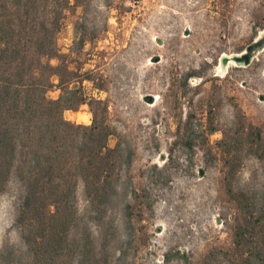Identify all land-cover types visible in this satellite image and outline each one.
<instances>
[{
    "label": "rangeland",
    "instance_id": "1",
    "mask_svg": "<svg viewBox=\"0 0 264 264\" xmlns=\"http://www.w3.org/2000/svg\"><path fill=\"white\" fill-rule=\"evenodd\" d=\"M69 2L57 46L71 70L90 73L78 91L106 103L115 131L108 146L120 143L130 161L120 185L140 191L136 204L113 215L125 264H196L211 246L229 242L233 212L218 142L249 124L264 137V48L246 66L221 65L264 31V0ZM47 96L57 99L59 90ZM63 118L89 125L92 115L84 104ZM260 174L247 156L238 183L258 185ZM16 194H0V252L19 241ZM85 206L79 192L77 207Z\"/></svg>",
    "mask_w": 264,
    "mask_h": 264
},
{
    "label": "trees",
    "instance_id": "2",
    "mask_svg": "<svg viewBox=\"0 0 264 264\" xmlns=\"http://www.w3.org/2000/svg\"><path fill=\"white\" fill-rule=\"evenodd\" d=\"M70 7L69 0H0V194L17 192L19 237L2 248L1 264H125L113 215L136 204L140 191L120 185L130 161H123L120 143L108 146L115 131L106 103L78 91L92 81L90 73L71 70L57 46ZM84 43L81 37L78 48ZM249 58L242 56L246 64ZM52 88L57 99L47 96ZM84 104L89 125L63 118ZM218 145L233 212L229 242L211 246L196 264H264V137L249 124L234 139L223 134ZM247 156L260 165V183L241 187ZM79 192L86 200L82 211Z\"/></svg>",
    "mask_w": 264,
    "mask_h": 264
},
{
    "label": "water",
    "instance_id": "3",
    "mask_svg": "<svg viewBox=\"0 0 264 264\" xmlns=\"http://www.w3.org/2000/svg\"><path fill=\"white\" fill-rule=\"evenodd\" d=\"M264 37V31L261 33V35L259 36V38H263ZM258 38V39H259ZM256 39L254 42H252L243 52L242 54H240L239 56H235V55H232L230 57H226V56H222L221 58L223 59V62L225 64H227V62L231 61L233 63H236V64H239V65H242V66H246L247 64L244 62V61H241V62H238L239 59L242 58V56L244 54H250V58H249V61L252 59V57L258 52L260 51L261 49L264 48V42L263 44L261 45V47H256V48H253L252 50H250V47L254 46V43L258 40ZM248 61V62H249ZM224 64V65H225Z\"/></svg>",
    "mask_w": 264,
    "mask_h": 264
},
{
    "label": "flooded vegetation",
    "instance_id": "4",
    "mask_svg": "<svg viewBox=\"0 0 264 264\" xmlns=\"http://www.w3.org/2000/svg\"><path fill=\"white\" fill-rule=\"evenodd\" d=\"M264 42V37L263 38H259L255 43H254V46L250 47V50H252L253 48H256V47H261V45L263 44ZM243 61L242 58L238 60V62H241Z\"/></svg>",
    "mask_w": 264,
    "mask_h": 264
},
{
    "label": "bare ground",
    "instance_id": "5",
    "mask_svg": "<svg viewBox=\"0 0 264 264\" xmlns=\"http://www.w3.org/2000/svg\"><path fill=\"white\" fill-rule=\"evenodd\" d=\"M221 61H222V62H221V63H222V64H221V65H222V68L225 69L226 64L223 62V59H221ZM224 64H225V65H224Z\"/></svg>",
    "mask_w": 264,
    "mask_h": 264
}]
</instances>
